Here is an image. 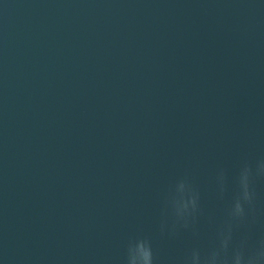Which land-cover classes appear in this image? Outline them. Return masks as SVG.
<instances>
[{
	"label": "water",
	"instance_id": "95a60500",
	"mask_svg": "<svg viewBox=\"0 0 264 264\" xmlns=\"http://www.w3.org/2000/svg\"><path fill=\"white\" fill-rule=\"evenodd\" d=\"M261 162L264 0H0V264H183ZM251 187L230 255L264 240Z\"/></svg>",
	"mask_w": 264,
	"mask_h": 264
},
{
	"label": "clouds",
	"instance_id": "9594fccd",
	"mask_svg": "<svg viewBox=\"0 0 264 264\" xmlns=\"http://www.w3.org/2000/svg\"><path fill=\"white\" fill-rule=\"evenodd\" d=\"M254 176H264V162L258 164L255 172L248 165L242 168L238 177V188L233 202L227 209L226 218L217 231L218 244L203 256L198 250H193L189 256L184 258L183 264H193L194 258L198 259V264H234V262L236 264H264V240H261L256 250L250 254L246 255L243 244L234 249L231 255L229 253L233 231L245 223L247 219L245 209L246 207L251 208L254 202L255 193L251 187ZM217 182L222 196L225 191V177L223 173L218 176ZM183 199L186 201L183 213H177L174 203L173 208L177 217V223H182V226L187 228L190 221L194 222L195 216L199 211V194L188 186V191L185 193ZM140 242V264H154V255L150 242L147 240H140ZM128 259L127 255V264Z\"/></svg>",
	"mask_w": 264,
	"mask_h": 264
}]
</instances>
